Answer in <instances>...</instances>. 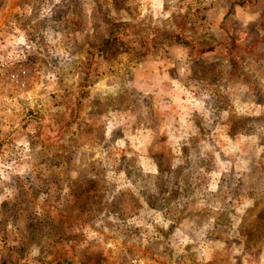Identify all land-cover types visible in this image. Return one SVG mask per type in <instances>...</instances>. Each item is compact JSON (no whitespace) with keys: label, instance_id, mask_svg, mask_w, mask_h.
<instances>
[{"label":"rangeland","instance_id":"374dc122","mask_svg":"<svg viewBox=\"0 0 264 264\" xmlns=\"http://www.w3.org/2000/svg\"><path fill=\"white\" fill-rule=\"evenodd\" d=\"M0 42V264H264V0H0Z\"/></svg>","mask_w":264,"mask_h":264},{"label":"built area","instance_id":"2783aa9c","mask_svg":"<svg viewBox=\"0 0 264 264\" xmlns=\"http://www.w3.org/2000/svg\"><path fill=\"white\" fill-rule=\"evenodd\" d=\"M27 49V45L0 42V91L5 88V82L10 83L11 90L26 88L29 76Z\"/></svg>","mask_w":264,"mask_h":264}]
</instances>
